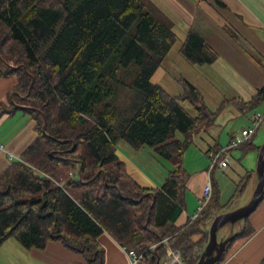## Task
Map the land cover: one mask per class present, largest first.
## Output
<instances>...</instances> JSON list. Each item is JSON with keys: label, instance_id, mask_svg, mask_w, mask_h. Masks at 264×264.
<instances>
[{"label": "trees", "instance_id": "obj_1", "mask_svg": "<svg viewBox=\"0 0 264 264\" xmlns=\"http://www.w3.org/2000/svg\"><path fill=\"white\" fill-rule=\"evenodd\" d=\"M178 41L149 0H0V76L16 78L24 106L2 107L0 115L19 108L36 131L0 174V246L10 237L25 249L59 241L86 264H103L98 238L107 233L141 254L140 264H160L163 239L196 264L208 230L200 228L204 215L176 225L185 205L183 157L193 132L215 112L184 78L177 95L152 81ZM177 53L191 66L217 58L194 30ZM262 101L264 89L247 104ZM249 140L240 147L250 149ZM119 141L172 164L160 188L144 189L130 177ZM252 231L244 227L235 240Z\"/></svg>", "mask_w": 264, "mask_h": 264}, {"label": "crops", "instance_id": "obj_2", "mask_svg": "<svg viewBox=\"0 0 264 264\" xmlns=\"http://www.w3.org/2000/svg\"><path fill=\"white\" fill-rule=\"evenodd\" d=\"M149 1L172 22L174 31L180 30L186 34L189 30H194L217 53L216 60L210 65H190L192 78H188L201 92L208 108L215 112V120L222 108L223 117H230L242 108L256 106L257 110L264 112V101L255 106L247 104L258 91L264 89V0H175L179 2V6L169 5L167 0ZM170 62L171 58H168L166 63L171 65ZM16 82L14 76H0V108L24 107L21 102L23 98L15 91ZM247 122L243 129L250 126V118ZM225 125L227 123L218 126ZM34 127V121L19 108L10 114H2L0 144L5 146L7 153L19 158L36 138ZM233 135L225 136L222 142L215 141L213 146L208 147L205 152L207 158L209 151L224 147ZM116 152L130 177L144 189L160 188L167 174L173 169L148 148L134 150L124 141H119ZM7 153H0V174L13 161ZM208 163L202 159L205 171L208 170ZM249 176L247 173L246 177ZM208 178V173L205 174L204 171L194 176V182L198 181L199 188L193 192L195 197L188 198L185 194V205L177 220V226L185 225L190 215L195 212L202 194V185ZM211 178L212 173L210 180ZM189 182L190 179L186 184L187 189ZM247 219L253 230L251 235L231 244L221 264H261L264 258V198ZM200 228L208 230L203 225ZM194 237L196 241L201 236L198 234ZM98 242L104 252L103 264H129L124 247L117 244L107 233H102ZM0 264L86 262L83 255L68 249L59 241H49L43 250L25 249L16 239L10 237L0 246Z\"/></svg>", "mask_w": 264, "mask_h": 264}, {"label": "rangeland", "instance_id": "obj_3", "mask_svg": "<svg viewBox=\"0 0 264 264\" xmlns=\"http://www.w3.org/2000/svg\"><path fill=\"white\" fill-rule=\"evenodd\" d=\"M167 1L169 5L173 4L179 6L178 1ZM190 1L193 2V0ZM175 32L179 37V41L182 40L185 32L180 30ZM179 41L170 53L171 55L169 58H171V65L165 63L152 78L154 83L159 84L165 91L172 95L181 94L183 92L182 86L177 81L178 79L184 78L188 80V78H192V73L189 70L190 65H188L177 53ZM0 68H3L2 64H0ZM184 107L191 111L187 104H184ZM223 111L224 108L219 111L216 120L213 118L210 123H207L202 128L193 132L192 143L188 145L185 151L183 157V169L186 174V184L190 179V186L188 189L186 188L185 191L188 198L195 197L193 192L199 188V183H197L198 181L196 180L194 182V176L203 171L206 174L208 171H205L206 168H204V166L202 167V159L209 162L208 165L210 166V160L205 155L208 147L213 146L215 141L218 143L222 142L224 137L230 134L237 136L243 127L248 124L247 120L249 118L251 120V117L254 114L264 113L257 110V106L255 108H242L238 113L232 114L230 117H223ZM225 123H227V125L218 126ZM177 138L181 140L183 136L178 134ZM249 142L251 145L250 149L245 150L244 146H242L229 152L228 160L230 161V164L227 170L223 171L219 167H216L212 171V198L206 206L204 213L201 214V216L204 215V218H206L200 223V225L205 226V229L208 228L209 230L210 224L216 216L235 211L245 206L250 201L258 181L256 168L259 150L264 144V121L261 123L258 131L250 138ZM225 146L226 145H224V147ZM161 160L164 163H168L171 168L173 167L168 160L163 158H161ZM247 173H249V177H246ZM202 186H204V184ZM249 224L250 223L247 219L240 220L233 225H225L218 230L217 240L221 241L231 235H235L244 227L250 226ZM238 240L239 239L234 240L232 245L236 244ZM141 264L144 263L141 262Z\"/></svg>", "mask_w": 264, "mask_h": 264}, {"label": "built area", "instance_id": "obj_4", "mask_svg": "<svg viewBox=\"0 0 264 264\" xmlns=\"http://www.w3.org/2000/svg\"><path fill=\"white\" fill-rule=\"evenodd\" d=\"M263 120H264V113L254 114L251 117L250 126L242 129L237 136L236 135L233 136L225 147H221L208 152L207 155H208V159L210 160V166L208 168L207 173L209 178L202 188V194L198 200V205L195 212L191 214L189 217L190 222L199 218V216H201L206 206L211 201L213 186L211 184L210 174L212 173V171L216 167H219L223 171L227 170L230 164V161L228 160L229 152L245 144L254 135V133H256ZM0 153H7L5 146L1 144H0ZM7 155L10 160L19 161V158L17 159L14 158V156L10 153H7ZM34 174H40V172L34 169ZM69 175L71 177H74V174L72 172L69 173ZM158 245H162L165 248V253L160 260V264H186L180 252L178 250L172 249L169 246L168 239L161 240L158 243ZM123 250L126 252V255L129 260V264H140V260L142 258L141 254H137L134 251L127 250L126 248H123Z\"/></svg>", "mask_w": 264, "mask_h": 264}, {"label": "water", "instance_id": "obj_5", "mask_svg": "<svg viewBox=\"0 0 264 264\" xmlns=\"http://www.w3.org/2000/svg\"><path fill=\"white\" fill-rule=\"evenodd\" d=\"M33 85V81L29 87V91ZM18 95V94H17ZM257 173V185L253 192V195L250 201L243 207L221 215L216 216L209 227L208 230V241L200 254V257L196 264H217L221 261L223 255L225 254L227 247L230 243H232L235 238V235H231L230 237L218 241L217 240V232L220 228L228 224H235L240 220L247 219L258 207L261 201L264 198V144L259 150L258 154V163L256 168ZM153 202L150 206L152 208Z\"/></svg>", "mask_w": 264, "mask_h": 264}]
</instances>
